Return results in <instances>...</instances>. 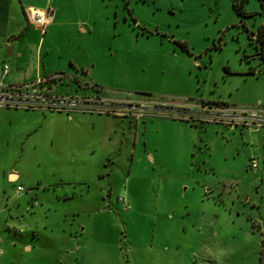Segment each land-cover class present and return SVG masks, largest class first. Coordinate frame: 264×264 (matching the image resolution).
<instances>
[{"label": "rangeland", "instance_id": "1", "mask_svg": "<svg viewBox=\"0 0 264 264\" xmlns=\"http://www.w3.org/2000/svg\"><path fill=\"white\" fill-rule=\"evenodd\" d=\"M241 1L125 2L113 22L118 44L150 54L149 70L160 78L96 72L94 91L123 102L96 109L111 120H80L96 132L95 145L63 148L61 139L40 137L38 155L28 143L20 159L19 144L0 140V165L24 172V192L36 188L39 197L30 219L36 235H0L4 264H264V160L258 172L249 169L240 128L236 136L202 117L205 107L264 99V62L252 39L264 5L247 0L243 17ZM139 108L148 130L138 146L130 115ZM13 111L12 134L25 125L67 128L56 111Z\"/></svg>", "mask_w": 264, "mask_h": 264}, {"label": "crops", "instance_id": "2", "mask_svg": "<svg viewBox=\"0 0 264 264\" xmlns=\"http://www.w3.org/2000/svg\"><path fill=\"white\" fill-rule=\"evenodd\" d=\"M127 1L0 0V86L22 85L41 78L54 77L53 81L45 85V88L53 94L117 103L123 100L108 97V95L102 96L94 91V86H96L94 82L99 81L96 79V72L103 71L108 75L117 72L121 73V76L137 77L145 82L153 76L159 79L160 75L157 77L152 70H149L152 67L150 54L126 50L123 48L124 45L118 44V35L113 33L115 27L113 22L115 20L118 22L122 13H126L125 10L123 11V6ZM127 3H131V0ZM30 9L50 14L51 21L45 32L29 21L27 12ZM5 65L10 67L6 75L3 73ZM260 102L264 105V99ZM239 103L248 106L256 105V102L250 103L242 100ZM140 108L132 109L130 115L136 123L133 137H136L138 146L141 144V137L144 136L143 132L147 133L148 130V125H145L144 130L141 126L140 118L144 111L142 112ZM13 110H25L24 114H26L39 109H0V140L7 146H10L12 142H15L16 146L19 144L22 149L19 153L20 159L27 152L28 143L34 149L30 154L38 155L40 137L44 140L49 137L52 144L61 139L63 148H68L77 141L80 144L86 142L88 146L95 145L98 140L96 132L86 128L82 130L79 126L80 120L85 118L111 120L110 114L105 115L101 110L90 111L76 108L69 112H59V115L65 119L67 128L59 125V128L51 127L50 131H47L41 128L43 124L27 127L25 125L21 128L20 134H12L9 129L14 121ZM33 115L40 116L41 121L47 117L46 113L35 112ZM171 121L178 123L175 119ZM93 128H95L94 123ZM237 128L231 127L235 130L232 132L235 135L238 133ZM239 131L241 146L244 147L249 162L253 158L264 160V128H240ZM104 137L106 136L102 135L100 141ZM3 153L7 156L17 154L16 150L9 153L6 149ZM249 169H252L251 166ZM258 170L259 167L257 172ZM22 181H29L24 172L11 169L8 165L1 163L0 207L2 205L3 209L0 212V235L3 237L2 235L7 234L6 237L10 239L12 234L19 233L21 240L26 242L29 240L25 236L27 232H30V235L37 234L38 224L31 222L30 219L36 216L37 209L35 208L38 203L35 200L39 197L37 194L33 196L36 188H27L26 192L16 195L15 198L14 193L17 192V188L24 187ZM34 183L31 181L30 187H34ZM253 202L255 207L257 202ZM31 204L34 209H31ZM2 240L3 238L0 241ZM13 244L16 249L19 242L15 241ZM23 249L29 252L33 248L27 243ZM0 264H4V257H0Z\"/></svg>", "mask_w": 264, "mask_h": 264}, {"label": "built area", "instance_id": "3", "mask_svg": "<svg viewBox=\"0 0 264 264\" xmlns=\"http://www.w3.org/2000/svg\"><path fill=\"white\" fill-rule=\"evenodd\" d=\"M31 23L37 25L45 32L47 25L51 21L48 12L30 9L27 12ZM9 65H5L3 73L9 72ZM54 80L53 78H41L34 82L0 86V109H29L47 110L51 112H69L76 108L85 110H96L98 108L107 109V104L99 99L79 98L70 96H59L53 94L45 85ZM202 117L210 123H222L232 128L241 129H260L264 128V105L260 102L250 107L241 106H209L205 107ZM251 168L257 170L259 167L258 159L251 160ZM24 187L17 188V195L24 192Z\"/></svg>", "mask_w": 264, "mask_h": 264}, {"label": "trees", "instance_id": "4", "mask_svg": "<svg viewBox=\"0 0 264 264\" xmlns=\"http://www.w3.org/2000/svg\"><path fill=\"white\" fill-rule=\"evenodd\" d=\"M247 0H243L241 2H236L235 3V8L238 11V13L243 16L247 17L248 14L245 11V2ZM263 5H264V0H262ZM252 39L255 42V45L258 50V57L264 62V24L259 28V30L256 33L252 34Z\"/></svg>", "mask_w": 264, "mask_h": 264}]
</instances>
